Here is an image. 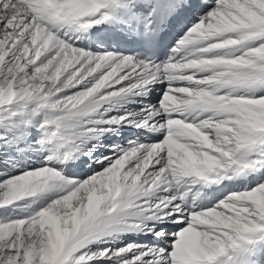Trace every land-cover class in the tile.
Masks as SVG:
<instances>
[{"label":"snow or ice","instance_id":"snow-or-ice-1","mask_svg":"<svg viewBox=\"0 0 264 264\" xmlns=\"http://www.w3.org/2000/svg\"><path fill=\"white\" fill-rule=\"evenodd\" d=\"M0 264H264V0H0Z\"/></svg>","mask_w":264,"mask_h":264}]
</instances>
